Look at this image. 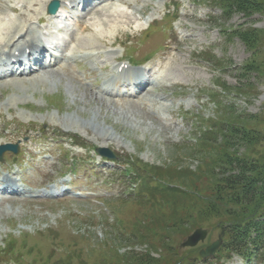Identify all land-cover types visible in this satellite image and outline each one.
<instances>
[{
	"label": "rangeland",
	"instance_id": "374dc122",
	"mask_svg": "<svg viewBox=\"0 0 264 264\" xmlns=\"http://www.w3.org/2000/svg\"><path fill=\"white\" fill-rule=\"evenodd\" d=\"M30 1L7 3L29 5ZM126 1L129 9L116 3L114 7L123 12L115 14L110 5L100 8L84 18L88 31L69 35L79 45L89 41L93 48L87 51L101 52L106 66L125 53L143 60L156 49L149 63L163 65L162 77L152 92L141 95L144 104L125 102L119 95H106L116 100L101 97L96 101L91 85L87 90L66 72H38L24 80L0 83V146L16 144L28 154L38 148L49 151L54 157L45 170L49 179L65 171L71 155L86 161L79 164L74 187L81 195L1 203L0 264H107L118 254L117 248L122 254H147L155 264H250L224 249L222 237L212 256H199L200 250L221 236L224 223L248 216L254 207L240 211L239 206L216 199L211 167L221 159V130H216L213 150L205 157L204 149L197 151L195 135L200 117L209 123L208 131L215 121L231 124L239 129L234 153L262 158L264 0H252L253 8L228 12L217 0H175L180 11L174 13L177 20L169 31L161 28L166 18H159L171 0ZM16 16L14 20L22 26L25 16ZM154 18L161 26L150 29L155 28V23H149ZM148 24L147 30L137 31ZM53 93L60 105L51 101ZM41 128L79 139L85 143L86 155L79 148L59 152L58 146L44 142L38 132ZM96 148L131 163L135 183L116 175L114 164L98 163L93 158ZM33 165L28 168L30 178L45 180L33 172ZM146 189L167 191L155 193L153 202L147 203ZM196 228L207 230L205 239L182 247ZM7 243L11 247L4 253ZM124 257L118 254L120 260Z\"/></svg>",
	"mask_w": 264,
	"mask_h": 264
},
{
	"label": "trees",
	"instance_id": "16d2710c",
	"mask_svg": "<svg viewBox=\"0 0 264 264\" xmlns=\"http://www.w3.org/2000/svg\"><path fill=\"white\" fill-rule=\"evenodd\" d=\"M223 10L231 11L235 8L244 10V8H253L255 5L252 0H217ZM221 106L222 101L219 102ZM201 123L205 124V130L199 125L200 137L197 143L203 140V144H196L198 150L204 149L202 156L210 154L213 150V138L216 130H221L222 150L221 159L216 161L214 167H211V174L214 178L213 187L214 196L219 201L227 200L240 207L252 206L253 211L244 218H232L221 226V237L224 239V249L241 256L244 260L257 261L264 263V154L260 159H250L247 156H237L232 149L238 144L236 134L239 129L231 124L225 123L213 124L207 130L209 123L200 117ZM238 129V130H237ZM245 133V132H244ZM255 138V137H253ZM252 138V140H253ZM216 139V138H215ZM214 139V143H215ZM264 141V136L262 137ZM193 144V147H196ZM205 144V145H204ZM155 170V169H154ZM159 177V176H158ZM167 190H145L143 198L146 202H153L155 193H164ZM154 195V196H153ZM247 210V209H246ZM239 212V211H237ZM230 217L236 215L235 211L230 209ZM10 243L7 244L9 249ZM125 257L120 260L118 254L112 255L107 264H155L149 255H142L134 252H124ZM61 264V263H60ZM64 264V263H62Z\"/></svg>",
	"mask_w": 264,
	"mask_h": 264
},
{
	"label": "bare ground",
	"instance_id": "6f19581e",
	"mask_svg": "<svg viewBox=\"0 0 264 264\" xmlns=\"http://www.w3.org/2000/svg\"><path fill=\"white\" fill-rule=\"evenodd\" d=\"M47 0H31L30 1V4L28 5L29 7H28V9L30 10V11H32V12H35V8H37L40 4H45V2H46ZM88 0H83V4H86V2H87ZM109 0H102V2H100L99 4H103L104 2H108ZM118 2H120V0L118 1ZM121 2H123V1H121ZM125 3V2H124ZM122 3L123 5H125V6H127V7H129L128 6V4L127 3ZM25 6H27V5H25ZM16 8L15 7H11L10 8V10H15ZM113 10H114V12H115V14H117V13H121V12H123V11H121L120 9H116V8H112ZM138 11V10H137ZM139 12V11H138ZM113 14V13H112ZM124 15H126V14H121V15H119V16H124ZM38 20H40V18H38ZM131 20V19H130ZM129 23H131V22H129ZM102 25H103V21H102ZM110 27V26H109ZM15 28H17V26H15V25H12V26H7L6 24H4L2 21H0V44H2L3 43V41H4V35H9V34H11V29H15ZM81 29L82 30H84V31H88L89 29H90V27L89 26H86V25H84V24H82L81 25ZM3 31V32H2ZM21 39V38H20ZM17 41H19V38L17 39ZM22 41V40H21ZM85 40H83V41H80V46L81 47H83V48H86V47H92V46H90L91 44H90V42L89 41H85ZM79 42V41H78ZM36 44V46L38 47V45H37V43H35V41H34V37H30V39L29 40H27L26 41V45H24V46H26V47H33L34 45ZM17 49V48H16ZM44 55L41 53L40 54V57H43ZM63 58H66V56H64ZM66 60L68 61L69 59H68V57L66 58ZM60 65V64H59ZM53 66V65H52ZM60 68H62V65L59 67V68H57L55 71H57L58 69H60ZM106 81H107V79H106ZM147 84H148V82H145V84H144V87H143V89L147 86ZM90 92L91 93H93L91 90H90ZM100 92V90L98 89L96 92H95V94H97V93H99ZM135 95H136V93H135ZM138 97V96H137ZM98 98V96L97 95H95V100L96 101H99V100H101V99H97ZM127 102H129V101H127ZM134 103H136V104H138V105H141L142 104V102L141 101H139V100H137V101H133Z\"/></svg>",
	"mask_w": 264,
	"mask_h": 264
},
{
	"label": "water",
	"instance_id": "95a60500",
	"mask_svg": "<svg viewBox=\"0 0 264 264\" xmlns=\"http://www.w3.org/2000/svg\"><path fill=\"white\" fill-rule=\"evenodd\" d=\"M102 152V150H100ZM111 156V155H110ZM206 236V230L205 229H195L192 234H190L185 241L181 243V246H194L197 244L198 241H202ZM221 244V239L218 237V240L214 241L210 245H208L204 250H201L199 254L202 257L210 256L212 255Z\"/></svg>",
	"mask_w": 264,
	"mask_h": 264
}]
</instances>
